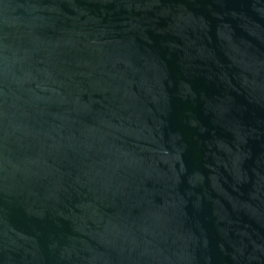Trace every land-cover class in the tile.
Returning a JSON list of instances; mask_svg holds the SVG:
<instances>
[{
    "label": "water",
    "instance_id": "water-1",
    "mask_svg": "<svg viewBox=\"0 0 264 264\" xmlns=\"http://www.w3.org/2000/svg\"><path fill=\"white\" fill-rule=\"evenodd\" d=\"M0 264H264V0H0Z\"/></svg>",
    "mask_w": 264,
    "mask_h": 264
}]
</instances>
